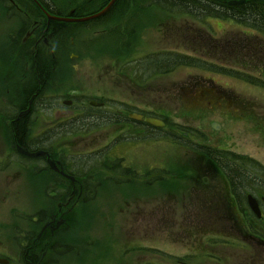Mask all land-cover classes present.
<instances>
[{
    "label": "rangeland",
    "instance_id": "obj_1",
    "mask_svg": "<svg viewBox=\"0 0 264 264\" xmlns=\"http://www.w3.org/2000/svg\"><path fill=\"white\" fill-rule=\"evenodd\" d=\"M54 1L59 3L62 13L80 7L84 14L97 11L102 0L99 3L98 0ZM87 1H91L90 5H84ZM118 9L103 22L86 26L68 23L60 27L64 28L62 39L67 43L68 53L71 58L79 55V59H68L64 78L57 76L62 70L60 65L52 87H46L42 93L47 97L40 100L34 114L31 112L30 131L42 132L48 122L69 117L72 120L65 123L71 128L78 121L75 117L78 111L64 102L75 99L79 103L85 95L89 100L129 104L134 113L146 109V113L166 119L165 129H149L148 133L139 130L141 134L132 138L128 135L131 152H117L128 164L132 165L129 162L132 161L133 173L139 175L137 171H145L146 174L135 180L102 170L96 199L79 203L73 213L75 221H72L71 233L64 236L73 251L57 257L51 249L44 254V244L33 249L40 226L30 220L37 210L51 211L57 203L40 197L35 201L36 188L28 177L22 175L20 181L13 180L19 175V164L16 157L10 155L11 150L0 154L2 158L5 156L4 165H0V258L19 264L22 255L28 253L29 258L35 259L45 255L43 264H51V258L59 259V264H215L211 253L230 259L228 264H240L242 252L236 244L228 249L214 247L217 243L244 242L243 234L232 227L235 225L232 218L223 217L224 211H219L222 203L215 201L216 193L222 194L224 185L216 178L204 176L199 186L187 175H202V167L211 172L201 162V155L214 148L231 154L232 158L242 157L241 162L246 163L243 171L249 173L253 169L256 174L258 183H254L252 189L253 185L245 182L248 190L245 188L247 191L239 200L248 192L258 199L264 197V59L246 58L249 52L255 51L248 44L258 41L259 34L264 38V32L249 24L226 21L229 19H202L197 14L181 17L176 10L168 8L176 13L171 17L166 9L161 13L163 8L159 6L150 7L152 11H159L152 12L159 16L155 19L151 15L142 17L135 6L127 14L116 15ZM2 12L0 10V42L6 38L10 44L5 47L6 53L12 52L6 58V65L12 69L11 60L16 51L13 38H21L26 28L13 26ZM185 38L196 39L187 42ZM200 38H209L205 47ZM206 50L211 54L203 55ZM174 52L198 59L214 73L179 68L182 63L170 68H147V63L154 62L155 57ZM263 54L264 46H256V55L262 57ZM162 63L171 62L162 59ZM232 70L243 72L235 76L241 79L234 78ZM166 71L169 74H164ZM158 74L161 76H155ZM198 82L212 83L217 98L194 87ZM22 83L17 79L8 80L3 91L0 90V147L9 146V120L25 102L29 85ZM51 93L63 95V101L57 96L50 99ZM222 97L233 101L232 110ZM104 110L88 107L84 113L102 114ZM212 123L220 124L221 128L215 131ZM244 159L255 162L260 168L254 170L251 162ZM129 179L131 182H126ZM204 184L210 185V192L206 193ZM49 188H45V193ZM208 194L214 195L213 204H209L211 195ZM217 212L220 215L215 214ZM59 242L66 244L61 238ZM248 252L252 259L254 252ZM192 256L195 258L190 260Z\"/></svg>",
    "mask_w": 264,
    "mask_h": 264
},
{
    "label": "flooded vegetation",
    "instance_id": "obj_2",
    "mask_svg": "<svg viewBox=\"0 0 264 264\" xmlns=\"http://www.w3.org/2000/svg\"><path fill=\"white\" fill-rule=\"evenodd\" d=\"M99 2L100 0L97 1V3ZM86 3L84 5H90L91 1ZM0 10L3 11L4 19L13 22V26H24L26 28L24 36L13 38L16 48L13 53L15 60L14 69H6L7 53L5 45H1L2 42L0 43V90L3 91L8 80L14 81V79H18L20 83H28L29 85L23 106L17 108L15 110L17 113L9 120L11 126L9 146L0 147V154L8 153L11 150L10 155H14L17 159V164H19V175L13 180L14 182L20 181L22 175L28 177L33 187L36 188L35 201L40 197V199H44L47 202L53 203L54 201L57 203L55 207L54 205L51 206L54 207L53 210L39 209L30 218L32 224L40 226V234L34 239L32 247H34L33 249H38L40 248L39 245L42 246L44 244V249L41 247V249L45 250V252L43 251L44 254L47 253V249H51L55 256L62 257L73 251L72 246L66 242L64 236L71 233L75 221L74 210L80 205L81 201L90 203L96 199V189L101 185L99 180L100 172L105 170L113 174H122L123 177L130 178L131 176L132 179L137 180L135 177L136 173H133L132 161H129L132 165L128 164L127 159L119 157L117 152L119 150L131 152L132 143H130L128 135L132 138L135 135H140L142 131L148 133L149 129H157L155 126L146 124L145 119L161 120L167 125L166 119L162 115L146 113V109L134 113L129 104H119L118 102L109 104V102L102 100H89L85 95V98L79 103L75 99L72 100V105L78 111L75 116L78 121L71 128L67 127L65 123L70 121V119L72 120L69 117V119H56L48 122L46 129L42 132L30 131L31 119L33 118L31 115L34 114L40 100H44V97H47L46 95L43 97L44 94L42 93H44L46 87H52L56 78L55 74L58 73L60 65L62 70L57 76L60 78L63 76L64 78V75L67 74L65 68L68 67V59L73 61L74 59H79V55L71 58L67 43L62 39L65 35L64 28L61 29L62 25L50 20L49 17H67L75 14L77 8H70L62 13L59 3L54 0H3L0 3ZM185 39L190 42L196 38ZM258 39L261 44L259 40L248 44L249 48H254V55H256V46H264V38ZM202 40L204 41L203 38ZM250 54L251 52L248 53V55ZM165 55L169 59H176L184 54L174 52ZM23 67H25V71L27 69L26 72H24ZM64 70L66 71L64 72ZM16 74L19 76L16 77ZM23 74L28 76L25 78ZM199 83H196L194 87H200L203 92L206 91L207 94L217 98L216 90L212 83ZM188 89H192V87H188ZM55 96L60 97V101H63V95H48L50 99ZM33 97L35 99L33 100L32 114L21 117L20 114L28 109L29 102ZM225 99L229 109L232 110L233 101L230 98L231 101L227 98ZM88 107L93 110H106L102 114L100 112L97 114H85L84 110ZM139 116L142 117L141 120L137 119ZM4 117L2 116V118ZM2 135H5L4 131H2ZM185 135L188 136L187 134ZM40 151L46 154L36 159L30 158L23 153L34 154ZM0 161V165H2L5 162V156ZM92 171L97 172L92 173ZM145 174V171H143L142 177ZM117 179L115 178V180ZM131 180L129 179L126 182H131ZM45 188H49L46 193ZM91 188H93L94 194H92ZM90 193L91 196L89 195ZM259 202L263 210L264 197H261ZM249 213L238 209L223 212L224 216L237 218H243L244 215ZM262 222L264 220H260V224ZM60 238L66 244H61L59 242ZM17 241L21 245L20 237L17 238ZM223 246L227 247L228 245ZM239 246L242 252L240 264H264V242L258 241L254 244L241 243ZM32 247L28 249L31 250ZM250 248L254 252L252 259H249L250 255H248L250 254L248 251H251ZM27 254L22 255L19 264H43L44 254L42 259L29 258ZM211 255L217 257V259L213 260L215 264H228L230 262V259L218 258L214 254ZM50 260L51 264H59V259L51 258ZM12 261L10 260V264Z\"/></svg>",
    "mask_w": 264,
    "mask_h": 264
},
{
    "label": "trees",
    "instance_id": "obj_3",
    "mask_svg": "<svg viewBox=\"0 0 264 264\" xmlns=\"http://www.w3.org/2000/svg\"><path fill=\"white\" fill-rule=\"evenodd\" d=\"M110 1V0H108ZM107 1V2H108ZM230 0H136L135 3L141 2L143 4L150 3L151 6H159L160 8L168 10H176V12H180L182 14L186 15H194L197 14V16L201 15L202 19L205 18H216L221 20L231 19L234 20L240 24H249L252 28H262L260 31L264 32V0H247L246 3L237 5V6H229ZM106 2V3H107ZM127 2L126 0H120L115 9L118 8V6L122 5L123 3ZM105 3V4H106ZM168 7V8H167ZM113 10V12L115 11ZM168 10V11H170ZM173 12V11H171ZM112 14V13H111ZM258 59H264V58H251V61H256ZM186 59H182L183 65L186 63ZM259 63H263L262 61H257ZM186 66H191V64L186 63ZM232 158L231 154H228L227 152H222L219 150H215L213 148H210V150H206L202 152L201 159L203 162H211L213 163L215 175L213 176L216 178L218 176V181L222 184H224V187L226 190H223L221 193L224 195H230L233 194L237 198L241 197L243 195V189L244 192L248 190L247 185L250 183L253 185L254 189V183H257V179L254 176L253 169L251 172L246 173V171H243L245 169V165L241 162L243 160L242 157ZM242 159V160H241ZM247 162L249 160L246 159ZM252 168V167H251ZM217 174V175H216ZM203 175H198V177H191L189 179L196 182L199 186L202 184L200 181V178ZM244 182V185H243ZM246 182V184H245ZM205 189H209L210 185H203ZM228 187V188H227ZM247 188V190L245 189ZM234 207L235 205L231 203ZM230 204L229 208H232V205ZM236 206H239L240 208L245 209L246 205L244 201H238V204ZM236 219V218H235ZM235 219H232L234 221ZM245 221V231H243L245 236H248L249 240L248 242H256L257 236L259 233L264 234V230L258 231L256 227L258 226L257 221L255 218L251 215H248L244 218ZM232 227L237 230V232L242 234V228L241 225L238 223H235V225H232ZM262 234V235H263Z\"/></svg>",
    "mask_w": 264,
    "mask_h": 264
},
{
    "label": "water",
    "instance_id": "obj_4",
    "mask_svg": "<svg viewBox=\"0 0 264 264\" xmlns=\"http://www.w3.org/2000/svg\"><path fill=\"white\" fill-rule=\"evenodd\" d=\"M117 1L118 0H112L111 3L103 11H101L100 13H98L97 15H94L92 17L83 18V19H67V18L66 19L54 18V19L56 21H58V22H65V23H85V22H88V21L96 20V19L104 17L107 13H109ZM242 2H244V0L243 1H233V2L230 3V5L240 4ZM28 113H29V111H27V112H25L23 114L26 115ZM147 122L151 123V124H155V125L158 124L154 120H151V119L147 120ZM213 128L215 130H219L220 129V127L217 124H213ZM41 155H44V153L39 152V153H36V154H32L31 156L32 157H38V156H41ZM248 205L251 208V210L257 215V217L261 218V210H260L259 204H258L257 200L251 195L248 197ZM2 263H6V262H2Z\"/></svg>",
    "mask_w": 264,
    "mask_h": 264
}]
</instances>
